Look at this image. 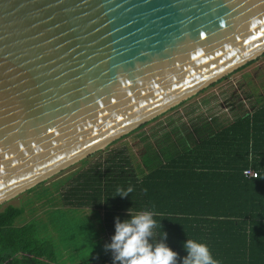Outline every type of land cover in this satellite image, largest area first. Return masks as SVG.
<instances>
[{"label":"water","instance_id":"1","mask_svg":"<svg viewBox=\"0 0 264 264\" xmlns=\"http://www.w3.org/2000/svg\"><path fill=\"white\" fill-rule=\"evenodd\" d=\"M264 53V0H0V205Z\"/></svg>","mask_w":264,"mask_h":264},{"label":"trees","instance_id":"2","mask_svg":"<svg viewBox=\"0 0 264 264\" xmlns=\"http://www.w3.org/2000/svg\"><path fill=\"white\" fill-rule=\"evenodd\" d=\"M188 100L98 151L109 152L104 160L38 184L17 205H1L0 264H119L106 246L117 218L130 219L129 209L158 213L166 238L157 242L177 253L176 264L187 256V238L206 243L219 264H264V97L231 121L178 123L169 131L174 141L165 133L155 147L144 144L143 130ZM166 154L174 165L162 164ZM128 188L127 196L117 195ZM35 201L47 207L44 215L36 214Z\"/></svg>","mask_w":264,"mask_h":264},{"label":"rangeland","instance_id":"3","mask_svg":"<svg viewBox=\"0 0 264 264\" xmlns=\"http://www.w3.org/2000/svg\"><path fill=\"white\" fill-rule=\"evenodd\" d=\"M248 64L249 65L246 64L247 66L239 71L237 69L227 74L222 81L218 80L219 82H215L216 84L213 86H211V84L207 88L203 89L204 91L197 97H190L189 100L187 99L188 101L185 104L173 112L161 117L159 121L147 126L143 130L144 136L147 137V140L143 141L144 144H154L155 147L157 140L165 133L170 134L171 141H174L173 136H175V133L169 131L171 130V126L174 127L178 123H183L187 127L191 128L193 127L191 126V120L194 122V124H199L204 121L212 122L213 120L216 122H226L233 120L237 113L242 111H252L253 107L256 106V99L258 97H264V56L261 55L255 60L248 62ZM170 119H180V121L170 124L168 123L170 122ZM152 126H156V129L165 128V130L153 133V131L149 129ZM127 141L132 146L134 145V142L131 141V139H127ZM133 151L136 152V149L133 148ZM108 155L109 152L107 151L104 153H94L86 158L85 163L78 162L73 165L76 166V168L72 169L73 166H71L49 179V181L53 180L54 178H61L62 176L69 174V172L74 173L76 169L91 166L101 160H104ZM22 194L7 202H4L2 207H5V205L8 203L17 205L18 198ZM26 197H30V195H24V198ZM34 204L38 209L36 214L44 215V211L47 209V207L43 208L41 206V202L38 201H35ZM85 214L91 218L93 222L95 221L94 218H92L90 212L86 210ZM95 225L97 226V224ZM96 228L98 229L99 227L97 226ZM101 239L104 242L108 241V238L103 234H101ZM65 254L67 256V253ZM68 264L71 263L68 262Z\"/></svg>","mask_w":264,"mask_h":264},{"label":"clouds","instance_id":"4","mask_svg":"<svg viewBox=\"0 0 264 264\" xmlns=\"http://www.w3.org/2000/svg\"><path fill=\"white\" fill-rule=\"evenodd\" d=\"M132 191L117 189V195L125 197ZM130 219L123 222L117 218L115 222V234L111 237V243L106 246L114 255V261L119 264H176L177 253L172 251L162 241L166 233L161 232V226L155 217L158 215L152 209L135 212L128 210ZM159 228V233L156 229ZM187 256L182 264H219L214 259L209 246L206 243L188 239L183 244Z\"/></svg>","mask_w":264,"mask_h":264},{"label":"crops","instance_id":"5","mask_svg":"<svg viewBox=\"0 0 264 264\" xmlns=\"http://www.w3.org/2000/svg\"><path fill=\"white\" fill-rule=\"evenodd\" d=\"M165 156L168 157L169 154H166V155H160V159H161L162 164H164V165H174V163L167 164V160H166ZM189 159L191 160L192 165H194V154H192V155L190 156Z\"/></svg>","mask_w":264,"mask_h":264},{"label":"built area","instance_id":"6","mask_svg":"<svg viewBox=\"0 0 264 264\" xmlns=\"http://www.w3.org/2000/svg\"><path fill=\"white\" fill-rule=\"evenodd\" d=\"M244 175L248 177H253V178L257 176L256 172L251 171V170H245Z\"/></svg>","mask_w":264,"mask_h":264}]
</instances>
